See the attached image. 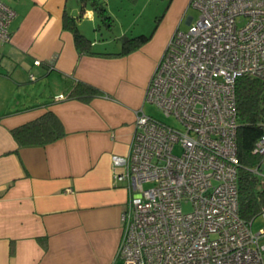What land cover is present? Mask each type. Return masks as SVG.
<instances>
[{
    "label": "crops",
    "instance_id": "0c3cea01",
    "mask_svg": "<svg viewBox=\"0 0 264 264\" xmlns=\"http://www.w3.org/2000/svg\"><path fill=\"white\" fill-rule=\"evenodd\" d=\"M189 1L173 0L151 40L115 56L77 50L62 26L64 11L75 17L69 0H5L15 16L10 39L0 42V264L119 262L129 191L114 175L124 169L135 110L144 111L149 79ZM94 17L86 7L82 18ZM101 44L91 41L96 52L116 53L97 50ZM38 79L50 94L37 90ZM77 81L100 94L88 102L68 97ZM48 110L65 135L19 147L10 129Z\"/></svg>",
    "mask_w": 264,
    "mask_h": 264
},
{
    "label": "built area",
    "instance_id": "2783aa9c",
    "mask_svg": "<svg viewBox=\"0 0 264 264\" xmlns=\"http://www.w3.org/2000/svg\"><path fill=\"white\" fill-rule=\"evenodd\" d=\"M189 6L198 16L174 32L144 96L176 126L136 109L114 175L129 191L117 256L122 264H264V225L253 231L254 218L239 215L236 101L238 77L264 81V0ZM14 16L0 0V42ZM252 153L264 161V133Z\"/></svg>",
    "mask_w": 264,
    "mask_h": 264
},
{
    "label": "trees",
    "instance_id": "16d2710c",
    "mask_svg": "<svg viewBox=\"0 0 264 264\" xmlns=\"http://www.w3.org/2000/svg\"><path fill=\"white\" fill-rule=\"evenodd\" d=\"M81 13L86 7L93 10L94 16L105 20H112L107 14L105 6L98 0H80ZM110 25V24H108ZM62 26L69 30L74 38L75 47L80 53L106 54L123 56L140 48L148 42L152 34H139L133 37H124L121 40V50L116 53H99L92 49L91 40L79 31L76 18L64 11ZM100 94L94 86L77 81L69 92L68 97L88 102ZM237 101V153L240 161L238 171V200L239 215L246 221L254 220L264 208V182H261L251 169L261 168V157L252 153L257 138L264 133L262 119H264V81L241 76L236 79ZM10 133L19 147L43 146L54 142L65 135L59 118L50 110L36 119L25 122L10 129Z\"/></svg>",
    "mask_w": 264,
    "mask_h": 264
},
{
    "label": "rangeland",
    "instance_id": "374dc122",
    "mask_svg": "<svg viewBox=\"0 0 264 264\" xmlns=\"http://www.w3.org/2000/svg\"><path fill=\"white\" fill-rule=\"evenodd\" d=\"M98 1H100V3L105 6L107 14L112 19L110 23L108 20L97 16L94 17L93 21L82 18L80 0H69V4H74L77 8L74 12V15L77 18L76 24L79 28V31L91 41L95 40L99 43H102L96 47L97 50L107 52H117L121 50V40L124 37H133L139 34H152L151 38H153L155 33L161 29L162 23L168 14L167 12H169V7L173 2V0ZM188 16H191L195 19L198 16V11L193 7L188 6L179 24H177L178 22L175 23V27L178 30H186L188 26L186 19ZM170 17H173V14ZM171 20L173 21L172 18ZM172 21L169 20V27L172 24ZM37 90H40V92L45 95L50 94L48 82L43 79H38ZM143 108L147 114L159 119L164 123L176 126V121L171 117H165L156 105L145 101ZM177 151L178 150L176 149V152ZM256 176L261 182H264V168H260V170L256 173ZM183 208L189 209V206L184 205ZM262 225H264V218H262V216H258L253 221V231H257ZM117 264H122V259H120Z\"/></svg>",
    "mask_w": 264,
    "mask_h": 264
},
{
    "label": "water",
    "instance_id": "95a60500",
    "mask_svg": "<svg viewBox=\"0 0 264 264\" xmlns=\"http://www.w3.org/2000/svg\"><path fill=\"white\" fill-rule=\"evenodd\" d=\"M189 22V21H188ZM261 168H264V162H262Z\"/></svg>",
    "mask_w": 264,
    "mask_h": 264
}]
</instances>
